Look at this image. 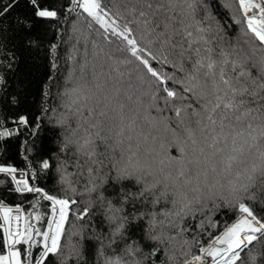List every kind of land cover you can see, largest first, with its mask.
<instances>
[{"label": "snow or ice", "instance_id": "6c2138e0", "mask_svg": "<svg viewBox=\"0 0 264 264\" xmlns=\"http://www.w3.org/2000/svg\"><path fill=\"white\" fill-rule=\"evenodd\" d=\"M213 7L0 0V264H264V55ZM238 11L264 50V0Z\"/></svg>", "mask_w": 264, "mask_h": 264}, {"label": "trees", "instance_id": "16d2710c", "mask_svg": "<svg viewBox=\"0 0 264 264\" xmlns=\"http://www.w3.org/2000/svg\"><path fill=\"white\" fill-rule=\"evenodd\" d=\"M212 14L214 21L216 22V25L219 26L220 31L223 34L224 40L226 42H230L232 45L240 47L243 46L245 49L250 51L254 56L259 58L260 56L264 55V50L259 49L256 47V42L252 39H250L249 36L245 35L246 32V25L243 23H239L242 19L240 12L238 11V0H214V7L212 9ZM9 23L8 20L4 21V26L6 27ZM84 31V37H80L79 34H77V39L80 40V43L77 45V47L80 49V53H84L85 49L87 48L89 50V59H92V45L98 44L100 47H104L103 43L100 41L99 36L95 34H89L90 30L86 27L83 29ZM75 43V40L73 41ZM76 55V53H74ZM100 56L103 55V53L99 54ZM159 67V65H158ZM165 71H169V66H164ZM45 69L41 67L40 72L43 74ZM65 71L64 62L61 61V72ZM55 75V73H54ZM53 91L55 92V88H53ZM155 111L152 112V115H155ZM171 115V113H168ZM170 152L172 155H178V152L175 148L170 149ZM50 186H52L50 184ZM78 201H80L81 206L84 205V203L87 201L88 197L87 195H84L82 197H76ZM21 201L17 199L10 205H14L15 203H20ZM46 202H42V206L40 208V211H44V204ZM24 207L27 210L28 205L25 202ZM92 223L95 224L96 217H92ZM221 221H225L227 223L234 222V220L231 218V214L228 215L221 214L219 217ZM84 222L77 221L75 218L70 214L69 216V222L65 225V228L68 232L72 231H78L81 227V224ZM39 226V225H38ZM222 230V226H221ZM215 234V232H214ZM201 243L204 244V246H207V243L210 242L209 237L207 235H204L200 237ZM76 240V236H71L68 239L62 238V243L66 245H71ZM259 247V246H257ZM193 251L195 252L196 249L194 248ZM242 260L247 264V258L242 253L241 254Z\"/></svg>", "mask_w": 264, "mask_h": 264}, {"label": "built area", "instance_id": "2783aa9c", "mask_svg": "<svg viewBox=\"0 0 264 264\" xmlns=\"http://www.w3.org/2000/svg\"><path fill=\"white\" fill-rule=\"evenodd\" d=\"M257 2H259V0H257ZM10 206H14V205H10Z\"/></svg>", "mask_w": 264, "mask_h": 264}, {"label": "bare ground", "instance_id": "6f19581e", "mask_svg": "<svg viewBox=\"0 0 264 264\" xmlns=\"http://www.w3.org/2000/svg\"><path fill=\"white\" fill-rule=\"evenodd\" d=\"M210 259V258H209Z\"/></svg>", "mask_w": 264, "mask_h": 264}]
</instances>
